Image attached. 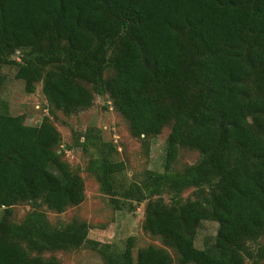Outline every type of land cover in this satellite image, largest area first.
Here are the masks:
<instances>
[{"label":"trees","instance_id":"16d2710c","mask_svg":"<svg viewBox=\"0 0 264 264\" xmlns=\"http://www.w3.org/2000/svg\"><path fill=\"white\" fill-rule=\"evenodd\" d=\"M33 93L41 82L51 111L71 115L111 98L133 136L165 126L163 171L128 181L117 148L89 127L75 146L115 209L146 201L143 227L177 253L178 264H264V0H0V71ZM49 116L27 124L0 106V264H61L89 225L55 226L57 213L84 200V181L58 151ZM181 148L199 152L182 169ZM195 189L193 199L182 193ZM169 194V201L164 200ZM32 208L20 220L13 206ZM204 220L218 224L203 247ZM109 249L105 264H172L167 249Z\"/></svg>","mask_w":264,"mask_h":264},{"label":"rangeland","instance_id":"374dc122","mask_svg":"<svg viewBox=\"0 0 264 264\" xmlns=\"http://www.w3.org/2000/svg\"><path fill=\"white\" fill-rule=\"evenodd\" d=\"M15 67L5 66L0 71V106L7 107L12 115L21 116L25 123H40L43 116H49L61 135L58 151L62 157L78 172L84 181V200L57 213L40 206L47 214L51 224L58 226L71 221H84L89 225L88 240L78 249L59 250L46 253L59 259L61 264H105V253L109 249H121L127 237L134 238V254L138 248L149 244L163 247L173 258L172 264H178L177 253L172 247L162 243L158 236L150 234L143 227L146 201L136 203L126 201L121 208L115 209L109 197L104 194L92 173L88 171L91 152L75 146V140L89 127L100 129L105 140L111 141L117 148L115 158L125 164L124 177L128 181H138L147 170L163 171L166 137L170 127L165 126L154 137H137L131 134L127 119L116 109L111 98L97 96L94 104L86 110L66 115L62 111H51L42 92L41 82L36 83L33 93L25 91L24 81L14 76ZM199 152L181 148L173 164L182 169L195 163ZM195 189L183 191L182 198L193 199ZM169 194L164 200L169 201ZM32 206L19 203L13 206V219L20 220ZM218 224L204 220L200 223L195 236V245L203 247L211 242L217 233ZM258 244H264V235L257 243H250L255 252ZM251 264L252 259H246Z\"/></svg>","mask_w":264,"mask_h":264}]
</instances>
